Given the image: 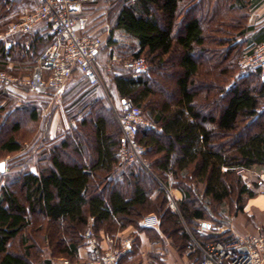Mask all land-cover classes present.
<instances>
[{"label": "trees", "instance_id": "16d2710c", "mask_svg": "<svg viewBox=\"0 0 264 264\" xmlns=\"http://www.w3.org/2000/svg\"><path fill=\"white\" fill-rule=\"evenodd\" d=\"M34 1L0 0V32ZM260 1H114L120 4L98 54L103 46L110 56L120 49L113 38L117 32L132 41L119 51L129 57L124 61L143 58L148 71L133 77L121 66L103 81L106 88L112 85L120 100L145 107L157 128L138 129L135 135L149 169L119 161L122 132L115 107L99 100L98 85L90 86L75 70L70 79L77 73L82 77L70 88L67 101L71 103L64 109L74 126L58 144L30 157L36 171H18L0 186V264H51L52 258L76 261L89 218L98 237L112 236L128 226L137 228L143 217L155 214L161 235L155 232L153 240L169 238L178 253L186 251L188 232L201 244L232 239L230 233L198 236L194 230L200 222L218 224L213 216L217 207L233 204L235 213H242L255 196L238 170L258 168L264 173V109L256 112L264 107V77L259 68L237 74V61L264 41V34L258 40H254L258 34L248 35L253 29L248 17ZM37 25L48 28L45 22ZM50 41L49 35L38 33L15 35L10 47L0 41V70L10 62L30 59L32 72ZM205 51L214 55L211 61L210 57L202 60ZM158 79L162 91L154 89ZM165 92H171L167 98ZM30 101L14 107L12 95L0 86V120L6 124L0 131L4 156L22 151L19 132L25 119L31 125L38 120L39 110ZM164 189L180 193L175 211L168 207ZM153 230L138 227L137 234L149 236ZM43 245L49 257H41ZM188 256L193 263L197 253Z\"/></svg>", "mask_w": 264, "mask_h": 264}, {"label": "built area", "instance_id": "2783aa9c", "mask_svg": "<svg viewBox=\"0 0 264 264\" xmlns=\"http://www.w3.org/2000/svg\"><path fill=\"white\" fill-rule=\"evenodd\" d=\"M92 1L96 0H35V6L31 10L0 32V41L8 47L13 36L26 35L34 26L45 22L51 38L50 43L37 57L30 76L20 80L0 70V86L8 89L23 85L32 95L47 93L56 95L63 89L75 70L85 77L90 86L101 85L96 72V59L102 39L87 33L88 19L82 15L83 6ZM246 57L248 59L245 67L259 68L264 77V41L257 44ZM123 68L136 77L147 73L148 65L143 58H136L123 61ZM263 109L264 107H261L256 112L259 113ZM113 111L122 132L118 158L124 163L126 161L123 156L124 149L137 156H141L144 152L135 141L138 129L157 130V128L151 121L143 118L141 109L134 106L130 99H122L120 108H113ZM137 163L149 169V164L145 160H137ZM165 190L170 196V209L175 211L177 200L170 189ZM159 223V216L148 214L140 220L139 225L146 229H158ZM91 224L92 218H89L83 234L90 258L83 262L62 259L61 264H120L121 260L132 251V238L111 237L106 234L98 238L92 232ZM230 232L228 226H215L210 222H200L194 230L195 235L198 236ZM188 234L190 242L185 252L197 253L192 264H264V225H256L253 232L235 235L230 240L205 244L199 243L192 233L188 232ZM102 243L107 247H102Z\"/></svg>", "mask_w": 264, "mask_h": 264}, {"label": "rangeland", "instance_id": "374dc122", "mask_svg": "<svg viewBox=\"0 0 264 264\" xmlns=\"http://www.w3.org/2000/svg\"><path fill=\"white\" fill-rule=\"evenodd\" d=\"M114 1L115 0H99L98 3L95 5H88L87 11L88 13H90V16L87 18L88 26L93 29H96L97 32H95V34L99 35V37L100 35H102V39L105 38L106 30H109V28L112 27V24H111L112 16L120 4L119 2L115 4ZM25 10L26 9L22 11L20 16H22L23 14L29 11V10L27 11ZM20 16L17 19H19ZM113 38L118 40L119 45L117 47H120V49L124 47V45L130 44L132 42L131 40L127 39L125 36L120 35L117 32L114 33ZM120 49L113 50V54L110 56L109 55L110 51L105 46H103V49L97 55V59H96L97 61L96 72H97L99 79L102 81L101 83H103L102 84L103 86L98 85V87L96 88L97 96L99 97V100L105 99V101L111 108L115 107V104L118 100V95L114 91L112 85L110 86L109 84L107 85V88H106V83L103 81V79H105L106 81L107 76L110 73H114V70L116 71L115 68L122 70L123 61L126 59H129V57L126 56L125 54H122L121 52L119 53ZM210 54L211 53H209V51L203 52L201 54L202 60L204 61L207 58H209ZM213 58H214V55H212L209 58L210 59L209 61H211ZM247 59L248 58L246 56H243L237 61V74L241 75L246 70H248V68H250V67H245V64L247 63ZM30 61H31L30 59H27V60H22V61L19 60L15 62H10L8 66L6 67V69L2 71L22 80L24 77H28L31 75L32 64ZM150 74H151V77L154 76V72H150ZM81 77H82L81 74H78V73L74 74L72 78L65 84L63 89L58 94L50 95L48 97H35L23 85H16L12 88L7 89L10 95H12L13 97L14 107H16L17 105H22L23 104L22 101L24 100L32 99V101L30 102L33 103L34 106L39 110V117L35 123H32V125L31 123H28V120L26 121V119L23 122L21 126L22 130H20L19 132V136L23 140V149L21 152H19L13 157L11 155L4 156L0 153V162H4V169L3 171H0V186L9 182V180H12L13 174L18 171H22L23 169H27L30 171H36L35 170L36 168L34 167L33 158L38 153V151L41 150L43 147H46V146L51 147L53 145L58 144L59 141H61V139H63L65 135L69 132V129H71L74 126L73 124L74 121L66 117V114L64 113L65 112L64 109L65 107L69 106L71 103L67 101L70 95L69 93L70 88H72L73 83L77 81V79H80ZM160 80L161 79H158L157 80L158 82L157 83L153 82V84L155 86L154 89L156 90L159 89L162 91L164 87H162V85L160 84L158 85ZM108 83H110V81H108ZM87 88L89 87H86L85 89L83 88L82 91L86 90ZM170 93L171 92H167V93L165 92L166 96L164 98H167V95ZM108 94L110 95L111 101L107 97ZM77 96L79 95H76L75 97ZM141 109H142L141 111H142L143 118L150 121L146 116L145 107H142ZM14 116L15 115H13L12 117L14 118ZM5 125L6 124H3L0 120V131L5 130L4 129ZM123 156L126 159V161L124 162L126 165H134L135 163H137V160H140V159L144 160L142 155L141 156H137L135 154L132 155L130 151H128L127 149L126 150L124 149ZM30 157H33V158L30 159ZM144 170L148 171L145 168ZM243 171L244 170H238V172H240V175H241L242 183L245 184L246 187H248L250 190L253 191V193L255 194L254 197H261L263 199L264 198V182L260 179V175L262 174L261 169L253 168L249 171V173L243 172ZM170 190L173 196L175 195L178 196V194L174 192V189H170ZM166 194L168 197V207L170 208L169 206L170 196L167 192ZM213 211H216L215 212L216 214L213 216H214L215 222L218 223V224H215V226H220V225L230 226V223L234 219V216L237 217L239 214H242V213H238V214L235 213V205L233 204L232 205L225 204L223 206L217 207ZM243 217H244V221L248 223H253L254 225L264 224V210L260 211L258 209H251V215L245 214ZM242 218L238 217L240 222L242 221ZM35 221L37 222L40 220L39 218H37ZM233 222H235V224L238 226L239 222H236V220H234ZM138 227H139L138 223H137V228L128 226L124 229L128 231L124 233V235L126 233L127 235L126 236L122 234L120 235L122 237H127V238L136 237L137 232H140L138 231ZM244 231H242L243 233L240 235L248 233L247 231L245 232ZM117 232L122 233L123 230L118 229V231L116 230L115 233ZM155 232L161 235L159 228L156 230H153V232H150L149 234L151 240H153L152 235H155ZM162 238L164 239L163 236ZM37 242L40 243L39 241ZM84 243H85V240H84ZM153 243H151V245L149 246L146 245V247H144L145 248L144 253H148V251L153 253V249L155 248L156 246L155 244L157 243H158L157 248L159 250H163L164 245L162 242H155L154 245H152ZM17 244H18L17 241L13 242L12 244L13 248H15ZM180 250L181 251L179 254L183 253L182 251L183 249H180ZM174 251H176L175 248H174ZM160 253L162 252L160 251ZM41 257H49V250L47 246L45 245L42 246ZM142 257H143L142 254H140L139 252H136V254H134V257L133 258L131 257L132 258L131 261L124 262L123 264H145L144 262L146 261ZM160 264H163V261H161V259H160Z\"/></svg>", "mask_w": 264, "mask_h": 264}, {"label": "crops", "instance_id": "0c3cea01", "mask_svg": "<svg viewBox=\"0 0 264 264\" xmlns=\"http://www.w3.org/2000/svg\"><path fill=\"white\" fill-rule=\"evenodd\" d=\"M34 6H35V1L33 2V4H31V7L25 8L26 9L25 11L30 10ZM87 10H88V5H85V7L82 9V14L86 18H88L90 16V13H88ZM247 24L253 28L252 30L249 31L248 35L254 36V35L258 34L257 36H255L254 40L262 39V37H263L262 34H264V0H261L260 3L250 12V15H249L248 20H247ZM87 30H88L89 34H95V32H97L96 29H93L89 26H87ZM30 32L27 35L32 36L33 34H37V33L40 35L41 34L49 35L48 28L43 29L42 26H38V25L34 26ZM13 37L10 39L11 44L8 45V47H10L12 45ZM100 37L102 39V35H100ZM103 40L104 39H102V41ZM27 44H28V40L25 41V45H27ZM45 45L47 46V43ZM45 45H44V47H45ZM85 81H86V79H85ZM120 106H121V100L118 98V100L115 104V108L119 109ZM243 172L249 173V171H243ZM260 179L264 182V173H262L260 175ZM174 192L178 194V196L175 195L176 200H179L180 199L179 192L177 190H174ZM251 209H258L260 211L264 210V198L262 199L261 197H253V198L249 199L244 206L242 214H239L237 217L234 216V219L232 220V222L234 220H236V222H239V223L237 226L235 224V222H233V223L231 222L232 224L230 223V226H228L230 228V231H231L230 234L232 236L240 235L243 233L242 231H244V230L247 232H253L254 227L256 225H254L253 223H248V222L244 221V217H243L245 214L251 215ZM238 217H241V218L243 217L241 222L239 221ZM139 222L140 221H138V226L140 228H143L139 225ZM144 229H146V228H144ZM125 232H128V231L123 230L122 233L117 232V233H115V235H112V236L122 237L120 234L124 235ZM126 235H127V233L124 236H126ZM163 237H164V239L161 236L160 240H158V239L151 240L150 236H148L146 233H144V232L138 233L136 237L132 238L133 239L132 251H130L123 258L121 264H123L124 262H127V261H131V259L134 257V254H136V252H139L140 254L143 255L142 258L146 261V262H144L145 264H160V259H161V261H163V264H192V260H191L192 258H191V256H188L189 254H187L186 252L179 254L177 251H174V248L171 245V240L169 238H166L165 236H163ZM153 242L154 243L155 242H162L164 245L163 250H159L157 248V245H158V243H157V244H155L156 245L155 248L153 247L154 248L153 253H151L149 251H148V253H144V249H145L144 247H146V245L147 246L151 245V243H153ZM154 243L152 245H154ZM101 246L104 248L107 247V245L105 243H102ZM160 251L162 253H160ZM75 258H76V261H80V262H83V261H86L87 259H89L90 258V252H89L88 248L85 245L80 246L77 249V252L75 254ZM61 260H62V258H52L51 264H61Z\"/></svg>", "mask_w": 264, "mask_h": 264}, {"label": "water", "instance_id": "95a60500", "mask_svg": "<svg viewBox=\"0 0 264 264\" xmlns=\"http://www.w3.org/2000/svg\"><path fill=\"white\" fill-rule=\"evenodd\" d=\"M4 169V162H0V171H3ZM206 227L208 226L207 224H204Z\"/></svg>", "mask_w": 264, "mask_h": 264}]
</instances>
